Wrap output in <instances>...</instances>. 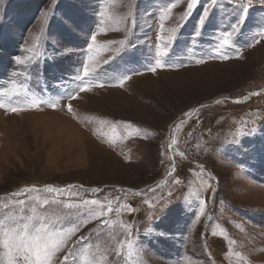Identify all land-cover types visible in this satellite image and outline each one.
Returning <instances> with one entry per match:
<instances>
[{
	"label": "rangeland",
	"instance_id": "obj_1",
	"mask_svg": "<svg viewBox=\"0 0 264 264\" xmlns=\"http://www.w3.org/2000/svg\"><path fill=\"white\" fill-rule=\"evenodd\" d=\"M187 3L0 0V91L12 94L0 97V218L35 207L55 227L80 224L71 239L84 236L98 264H264V8L198 0L182 19ZM238 21L217 53L221 33ZM178 24L163 66L149 71L157 34ZM92 32L99 53L87 50ZM120 40L126 46L116 53ZM90 54L96 70L78 80ZM17 56L29 59L18 65ZM32 185L73 187L68 196L22 194L24 206L3 209L9 194ZM43 199L49 204L40 207ZM108 205L119 211L104 223L88 215ZM127 225L132 255L109 258L119 240L127 243Z\"/></svg>",
	"mask_w": 264,
	"mask_h": 264
},
{
	"label": "snow or ice",
	"instance_id": "obj_2",
	"mask_svg": "<svg viewBox=\"0 0 264 264\" xmlns=\"http://www.w3.org/2000/svg\"><path fill=\"white\" fill-rule=\"evenodd\" d=\"M251 0H248L250 3ZM198 0H188L187 8L183 13L182 19L187 18L190 14L192 9L196 7ZM175 7L174 4L169 3L166 8L161 9L160 15V28L161 30L164 29L163 21L167 20L168 17L171 15L173 8ZM99 15L104 16V12L101 11ZM209 15V8H204L203 13L199 18V24L203 25L205 23L206 18ZM103 23V21H101ZM238 23L231 25L230 31H223L220 37V43L217 47V53H219L220 49L225 48L231 43L232 37L238 32ZM180 25H177V28L171 30V34L164 36L157 34V40L160 42L157 44V60L154 67L149 68V71L155 72L158 67H162L161 59L166 53L167 44L171 42L174 38L175 32L178 30ZM96 32H92L91 34V42L87 46V50L89 53H99L101 50V46L96 42ZM111 43V41H109ZM161 44H163V48H161ZM119 48L113 49L112 51L119 53L121 52L124 47L126 46L125 40L119 41ZM227 59V57H224ZM28 57L21 58L20 56L15 57V62L18 65L25 64L28 60ZM197 63H202V60H197ZM96 63H95V55H88V57L83 61V70H82V77L78 76V80H82L83 78L90 77L96 70ZM129 79L128 76H124L120 81V85L123 86L125 80ZM102 86V85H101ZM87 85H84L79 88L80 92L86 91ZM18 94V93H17ZM259 93H253V95H257ZM11 93L6 91H0V97H8L10 99ZM69 99H75V96H68ZM227 99V98H225ZM220 101H217L219 103ZM239 102V101H236ZM37 101H32V106L35 107L37 105ZM5 106V100L0 99V107ZM50 107L55 108V103L50 104ZM69 112H72V106L69 104L66 106ZM21 108L19 106H12L9 108L11 112L20 111ZM191 111H195L194 109ZM183 115L185 117L190 116V112H184ZM184 121L181 120L180 123L175 125V128H180L181 124ZM176 141L173 139V143L169 145V148L175 145ZM204 171H207L204 169ZM203 174V173H202ZM209 181L214 180L215 177L213 174L208 173ZM175 184H180V179L174 180ZM210 186V185H209ZM73 186H67L68 189H71ZM44 191L47 193H61L65 191V189L55 188L53 186H45L43 189L37 188V186H24L20 189L19 192L9 194L12 197V200L9 203H5L3 205V209L5 211L10 212L11 209L22 207L25 205V201L21 199H17L22 194H28L31 192H38ZM93 191H100V189H93ZM75 195V193H73ZM39 202L40 198H34ZM86 205H96L97 201H85ZM207 201L201 199L199 201V213L197 214V218L204 213L205 205ZM49 204L48 199H43L42 204H39L40 207ZM67 209H72L78 207L74 204H64L63 205ZM131 211L130 206H125ZM154 207V206H151ZM113 211H119V208H113L111 205L101 206L99 213L96 212L95 208L89 210L88 215L93 220H99L100 223H104L105 221L102 219L103 217H107ZM3 214L0 213V216ZM71 215V213H69ZM59 219V217H58ZM45 217L39 213L35 207L32 208L31 215H16V214H9L0 218V247L6 250L5 255L7 257L5 264H98L96 253L91 251V246L84 247L83 245L86 242L84 236H80L76 240H72L71 237L75 236V234L79 231L81 225L77 224L72 227L63 228V227H55L52 223H46ZM83 223H88V220L85 219ZM127 229L126 232V239L119 240L118 246L114 249L113 253L109 254V258L114 255L115 257H121L125 254L127 250V255L131 256V235L132 231L131 225L125 226ZM237 255H239L237 253ZM55 258V259H54Z\"/></svg>",
	"mask_w": 264,
	"mask_h": 264
},
{
	"label": "built area",
	"instance_id": "obj_3",
	"mask_svg": "<svg viewBox=\"0 0 264 264\" xmlns=\"http://www.w3.org/2000/svg\"><path fill=\"white\" fill-rule=\"evenodd\" d=\"M231 5L239 6V7H247V8H264V0H251L248 3V0H223Z\"/></svg>",
	"mask_w": 264,
	"mask_h": 264
},
{
	"label": "trees",
	"instance_id": "obj_4",
	"mask_svg": "<svg viewBox=\"0 0 264 264\" xmlns=\"http://www.w3.org/2000/svg\"><path fill=\"white\" fill-rule=\"evenodd\" d=\"M56 188V187H55ZM65 188H67V187H65ZM65 188H62V189H65ZM70 190L71 189H65V191H64V193L66 194V196H68V195H70L69 193H70ZM60 193H54L53 195H59Z\"/></svg>",
	"mask_w": 264,
	"mask_h": 264
}]
</instances>
